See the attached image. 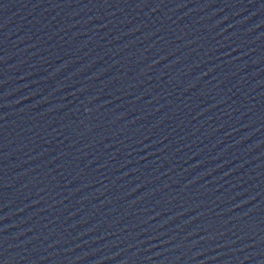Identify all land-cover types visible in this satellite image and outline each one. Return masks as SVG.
Masks as SVG:
<instances>
[{
	"label": "water",
	"instance_id": "95a60500",
	"mask_svg": "<svg viewBox=\"0 0 264 264\" xmlns=\"http://www.w3.org/2000/svg\"><path fill=\"white\" fill-rule=\"evenodd\" d=\"M0 264H264V0H0Z\"/></svg>",
	"mask_w": 264,
	"mask_h": 264
}]
</instances>
